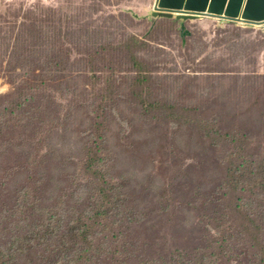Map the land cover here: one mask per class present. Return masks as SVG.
I'll list each match as a JSON object with an SVG mask.
<instances>
[{"label":"rangeland","instance_id":"obj_1","mask_svg":"<svg viewBox=\"0 0 264 264\" xmlns=\"http://www.w3.org/2000/svg\"><path fill=\"white\" fill-rule=\"evenodd\" d=\"M156 6L0 0V46L19 43L18 62L0 71V122L8 124L0 125V150L31 131L44 140L37 167L19 168L11 183L40 182L29 225L55 234V213L45 208L58 202L74 209L81 201L87 218L107 213L81 243H98L81 264H113L116 245L127 264H142L130 210L152 185L163 198L158 205L184 214L202 242L217 241L220 259L208 263L264 264V25L152 18ZM96 121L106 136L102 149L94 145ZM86 145L95 149V174L79 172L77 181ZM96 173L112 186L105 209L96 193L86 195ZM25 225L15 228L23 233ZM10 253L13 264L39 262ZM164 264L187 263L167 254Z\"/></svg>","mask_w":264,"mask_h":264},{"label":"trees","instance_id":"obj_2","mask_svg":"<svg viewBox=\"0 0 264 264\" xmlns=\"http://www.w3.org/2000/svg\"><path fill=\"white\" fill-rule=\"evenodd\" d=\"M18 48L17 41L0 46V71L12 69L13 64L18 62L13 57L17 54ZM44 84L45 82L42 81V85ZM125 95L128 98V94ZM28 99L31 104L34 103V98ZM132 99L133 97L129 98L130 101ZM38 102H41L40 99ZM6 106L3 107V112L8 111ZM9 113L13 114V111ZM102 128L103 124H98L97 121L92 124L96 139L94 145L100 149L104 147L106 141L105 134L101 132ZM153 136L152 128L147 131L145 138L148 151L153 144ZM42 142L44 140L41 133L31 131L24 139L0 150V264H13L14 257L10 252L14 250L28 252L29 257L39 258L38 264H59V262L60 264H81L87 259L86 254L91 251L92 246L98 244L95 240H90L87 248L81 246V243L88 239L93 228L99 224V220L107 213L91 212L94 215L87 218L85 212L87 205L81 201L77 202L74 209L63 202L45 208L49 213H55L54 218L59 225L57 234L52 233L50 228L29 225L31 212L40 192V182L31 177L14 185L11 180L19 168L22 170L37 167V161L42 159L38 155ZM230 152L234 154L235 149ZM83 153L82 159H76V163L82 168L76 171L77 181H79V172H82L84 177L87 176L88 171L91 175L95 174L91 171L95 161V149L86 145ZM238 162L239 159L232 161L235 172L239 170ZM96 174L97 180L90 185L91 188L86 195L96 193L102 199L101 201L99 198L102 202L101 209H105L106 203H112L109 198L112 186L104 180V177ZM191 193L195 197L198 196L195 190H191ZM158 202H163L162 195L157 187L152 185V189L141 195L131 206L130 223L133 227L130 228L134 235V250L142 264H164L167 254H176L187 264H196L197 257L204 259L205 264H211L207 261L209 257H214L216 261L220 259L215 239L209 243L202 242L194 235L184 214L178 213L174 208L170 209L164 203L158 205ZM6 204L10 206L6 207ZM22 206H25V209ZM58 211H63L65 216L59 217ZM24 222L27 224L22 226L24 232L17 231L15 226L22 225ZM220 236H224L223 231ZM116 248L117 254L112 263L127 264L123 249L117 245Z\"/></svg>","mask_w":264,"mask_h":264},{"label":"water","instance_id":"obj_3","mask_svg":"<svg viewBox=\"0 0 264 264\" xmlns=\"http://www.w3.org/2000/svg\"><path fill=\"white\" fill-rule=\"evenodd\" d=\"M152 18L188 22L216 18L242 25H264V0H157ZM182 38L185 26H181ZM188 33V34H187Z\"/></svg>","mask_w":264,"mask_h":264},{"label":"clouds","instance_id":"obj_4","mask_svg":"<svg viewBox=\"0 0 264 264\" xmlns=\"http://www.w3.org/2000/svg\"><path fill=\"white\" fill-rule=\"evenodd\" d=\"M155 12H156V11H155ZM153 13H154V12H153ZM153 13H152V14H153ZM156 13H157V12H156ZM181 23H183V22H181Z\"/></svg>","mask_w":264,"mask_h":264},{"label":"crops","instance_id":"obj_5","mask_svg":"<svg viewBox=\"0 0 264 264\" xmlns=\"http://www.w3.org/2000/svg\"><path fill=\"white\" fill-rule=\"evenodd\" d=\"M177 22V21H176Z\"/></svg>","mask_w":264,"mask_h":264}]
</instances>
